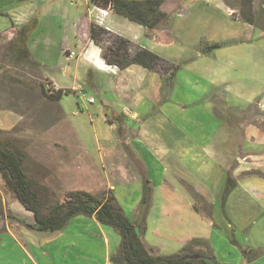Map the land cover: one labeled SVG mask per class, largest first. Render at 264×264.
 <instances>
[{
    "label": "rangeland",
    "instance_id": "374dc122",
    "mask_svg": "<svg viewBox=\"0 0 264 264\" xmlns=\"http://www.w3.org/2000/svg\"><path fill=\"white\" fill-rule=\"evenodd\" d=\"M58 1L43 0L40 14H37L46 17L56 5L61 12ZM70 1H62L64 10L76 8ZM226 1L237 12L240 11L241 0ZM254 8L258 14L257 27L234 17L235 11L224 0H166L163 10L168 19L151 37L147 36L146 30L143 33L136 23L117 19V33L132 39L135 36L139 46L178 67L171 87L160 75L161 87L156 74L146 73L148 75L140 79L130 74L120 76L118 68L105 63L102 64L109 67L107 71L89 74L81 46L67 45L69 51L65 55L73 51L76 53L73 59L56 54L54 49L49 59L43 61L57 67L53 72L69 85L65 90L71 92L61 102L55 103L42 95L41 85H46L48 92L50 80L42 74L41 65L31 56L25 57L17 35L13 36L12 42L0 46V144L12 142L20 146L27 153L24 164L27 175L49 188L56 199L71 191L107 192L116 197L123 209L131 212L130 217L136 222L139 207L134 214L136 206L133 202L138 201L141 183L130 182L132 177L135 178V174L130 176L131 170L138 171V166L125 157L128 142L142 138V151L145 153L137 160L150 177V171L153 173L161 162L162 166L168 165L167 156L152 158V147L161 149L167 143L168 124L176 128L175 134L186 136L185 140H197L201 146L214 147L225 153L236 150L233 145L236 142H231L235 132L221 125L213 116L239 123L242 136L250 123L264 130V112L260 105V100L264 103V0H254ZM66 15L71 20L75 14L70 11ZM120 20H124V24ZM43 22L41 20V24ZM10 25V19L0 18L1 33ZM32 25L30 23V27ZM116 35L112 32L105 35L101 46H109ZM97 77L102 78L97 82ZM137 80L143 81L144 90L136 88L134 81ZM211 84L215 86L211 88ZM89 98H95V103H88ZM208 101L214 105V115ZM241 101L253 103L238 107L236 104ZM130 116L137 117L138 123L129 119ZM156 136L160 139L154 146L150 139ZM249 143L243 139L240 142L241 161L239 175L236 176L239 181L254 176L264 179V172L254 169L251 163L255 159L246 158L248 154L243 152L250 151L263 158L264 143L259 140ZM148 153L152 157L147 156ZM235 163L238 165L237 161ZM128 165H132L131 170ZM181 166L185 170L189 164L181 162ZM158 172L156 178L151 173L158 182L155 203L165 202L164 213L174 215L173 218L179 220V229L184 231L178 235L160 232L157 241L162 251L169 255L173 252L168 251L183 245L186 239L205 236L223 263L232 261L238 264L240 260L234 251L235 244L231 245L229 240L232 241L236 234L239 246L250 245L253 225L249 220V201L243 203V198H233L229 205L223 207L218 204L215 207L194 194L195 209L199 208L204 215L213 217L216 227L212 229L209 222L189 205L194 183L205 196L218 199L213 194L212 180L192 171ZM164 179L171 180L167 187L160 184ZM237 194L240 196L239 192ZM20 210L21 205L0 175V232L8 233L9 228L19 224L15 218L20 217ZM155 213L157 210L153 208L152 216ZM224 240H228L230 245L226 247ZM198 252L213 255L203 240L195 243L193 250L186 254Z\"/></svg>",
    "mask_w": 264,
    "mask_h": 264
},
{
    "label": "crops",
    "instance_id": "0c3cea01",
    "mask_svg": "<svg viewBox=\"0 0 264 264\" xmlns=\"http://www.w3.org/2000/svg\"><path fill=\"white\" fill-rule=\"evenodd\" d=\"M62 1L63 0H59L57 2V4H59V6L61 5L62 7L61 12L56 5L54 6V9L49 11L46 17H40L39 10L42 6L43 0H0V18L7 17L11 20V25L9 28L4 29V32L2 33L0 32V46H4V44L7 42H12L13 36L15 37L17 35L18 39L20 32L24 28L28 27L29 35L27 48L29 53L33 60L41 65L40 70L44 77L50 80L57 90L68 89L69 85L64 80H60L57 73L53 72V69L57 68L55 65H47L43 61L49 59L54 49L56 54L65 55V52L69 51L67 49V45L69 44V46H72V43L76 44V46L82 47V54L84 55L85 62H87L86 68H89L88 70L90 72L95 73L93 75L100 74L102 71H107V69H109V67H105L102 64L104 61L101 58V49L89 40V28L90 25L94 23L92 18L89 16V11L94 8V4L91 2V0H81L80 3H72L70 1L71 6L76 8L72 10H64ZM76 4L77 6H75ZM70 11H73L75 14L71 20H69L66 15V13H70ZM119 18L123 17L110 10L108 16L105 19L104 28H107L112 33L122 36L121 33H117V29L115 27V24L118 25L117 19ZM33 20H37V24L32 29V27H30V23H32ZM41 20H44L42 24ZM120 21L124 24V20ZM126 23L127 26H130L128 22ZM140 27L144 33L145 29L142 26ZM127 38L133 42L134 45L139 46L135 42L137 40L135 36L133 39L130 37ZM68 71L69 70H66L65 72ZM119 71L120 76L123 74L129 76L130 74L133 76L136 75L139 77V79L144 78L145 75H148L146 73H150V75H152V73L153 75L156 74L157 77L155 78L159 80L160 85V76H158L159 74L150 71L148 72V70L144 68L140 70L139 66H132L126 70ZM100 78L102 77H97V82ZM61 81L65 84H63ZM134 82L136 83V88L144 90V84L142 83L143 81L141 82L140 80H137V82ZM211 86L213 87L215 85L211 84L210 87ZM101 89L103 92H105L104 88ZM251 103H253V101H241V103L235 104L238 107L241 104L246 107ZM260 105L262 107V112H264V103L262 100H260ZM212 108L214 115V105L211 102L210 109ZM238 110L241 111L240 109ZM134 115L138 116V113H134ZM213 117H215V119L218 120L221 125L229 127V130L232 129L235 132L232 133L233 137L231 140L232 143L236 142V144H233L236 148L235 151L229 150L230 153H225L224 151L215 149L214 147L210 148L209 146H201L197 140H185L187 138L186 136L175 134L176 128L171 127L168 124V134L165 135V141H167V143H164V145L161 146V149H155V147H152L153 157L151 154H147V156L152 158H163L167 156L168 165L162 166L161 162L159 164L160 166L158 165V168L156 167L153 169V173L150 171L149 177L146 174V171H144L142 165L137 160L138 158H142L143 153H145L142 151V138L139 139L138 137L128 142L127 145L128 147L130 146L129 149L131 150L133 156L129 155V153L126 151L127 154H125V157H127L129 160H133V164L138 166V171H135L132 169V165H128V168L130 170L132 169L130 176L132 177L135 174V178L132 179V177L130 182L136 185L137 183H141V193L136 199L138 201L133 202V205L136 206V208L133 210L134 214H136L135 212L137 211V206L139 207L143 195V180L141 170H143L149 178L152 187V198L150 201L151 206L147 214V232L143 242L148 248H153L157 254L166 255V253L162 251L163 249L157 241L158 236L160 235L159 233L170 232L175 235L184 233V231L179 229V220H175L173 218L174 215L170 213H164L165 202L156 205L155 193L156 184L158 182L153 179L151 173L152 175L154 174V177L156 178L157 174L159 173L158 171L161 170L167 172H174L178 170L183 172L192 171L195 175L206 178V180H212V189H214L213 194L215 195V198H218L217 200L210 197V195H208L209 197L205 196L200 189L195 188V186L198 185L194 183V189L192 190V193L190 192V196L192 198L189 202L190 207H192V209L194 208L195 213L200 214L203 219L209 222V225L212 227V229L216 227L213 217L204 215L201 213L199 208L196 210L194 207L196 203V196L204 199L207 204H212L215 207L218 204L222 206L224 204L223 193L227 184V179L229 175H231V177L236 180L237 185L235 189L228 195L227 199L225 200V205H229L231 199L233 198H243V203L247 202L248 200L249 205L251 206L249 207V220L252 221L253 229H251L250 232L251 243L250 245L248 244L249 246H239L238 243H236L237 241L235 239V232V237H233L232 241H229L231 245L235 244L234 251L237 253L240 260L238 264H264V179H258L254 176L249 177L244 181H239L236 178V176L238 177L239 175L237 173L239 172L241 161V139L248 143L256 140L264 143V130L258 129L255 123H250V125L246 127V131L242 136L239 123H230L221 117ZM129 119L138 123L137 117L130 116ZM158 129L161 131V128ZM142 135L143 133L141 132L140 137H142ZM159 139L160 138L156 136V138H152L150 141H152L153 145L156 146ZM243 152L248 154L246 158L251 157L255 159L251 162L254 164V169L264 172V156L263 158H259L258 155L251 153L250 151ZM235 161L238 162V165L236 163L234 164ZM181 162L187 163L189 166L186 167L185 170H182V166L180 167ZM193 180L194 178H192V181ZM170 182V179H164V181L160 184H162L164 187H167L166 185L170 184ZM191 184H193V182ZM237 192L240 193V196H237ZM194 194L196 196H194ZM215 207L213 208V215L215 214ZM153 208L157 210V213L152 216L151 212ZM21 209L22 210L19 212V214H21L19 218L25 220L29 224H33V214L26 211L22 205ZM124 210L130 217L131 212L129 213L126 209ZM18 223L19 224H17L12 229L9 228L8 233H5L4 231L0 232V264H114L111 261V257L117 251L121 242V237L118 235V233H116L112 228L101 225L95 217H75L69 221L68 225L63 230L55 233L34 231L25 227L20 222ZM195 239H201L205 241L210 247V250L212 251L216 261L220 264H225L223 263L221 256L217 254L211 241L205 236L190 237L188 241L186 239L183 245L168 251L173 252L169 253V255L179 253L184 247H186ZM229 241L227 240L226 242L224 240L226 247L227 245H230ZM227 262L228 263L226 264H236L232 261Z\"/></svg>",
    "mask_w": 264,
    "mask_h": 264
},
{
    "label": "trees",
    "instance_id": "16d2710c",
    "mask_svg": "<svg viewBox=\"0 0 264 264\" xmlns=\"http://www.w3.org/2000/svg\"><path fill=\"white\" fill-rule=\"evenodd\" d=\"M224 1L235 11L234 17L252 27H257L258 14L254 8V0H241L239 12L226 0ZM91 2L101 8H111L117 15L142 26L148 37H151L152 33L168 19V14L163 10L166 0H91ZM32 23L33 29L37 20H33ZM107 34H111V31L96 24L90 25L89 38L101 49V58L106 65L119 70L139 66L159 74L167 85L172 86V80L178 69L176 65L144 47L135 46L133 42L120 35L113 36L110 45L102 47L101 43ZM28 35L29 28L26 27L18 38L22 45L21 52L25 57L31 56L27 48ZM213 46L221 47L220 44ZM48 84L50 92L45 90L46 85H41V92L51 102H61L65 96L71 94L69 90L51 88L53 87L51 81H48ZM121 126L120 123V128ZM126 151L132 155L129 147ZM26 159L27 153L20 146L12 142L0 144V175L7 189L34 217L33 224L15 218L25 227L38 232L55 233L63 230L75 217H95L101 225L112 228L121 237L120 245L111 257L114 264H220L213 255L208 256L204 252L186 254L187 251L193 250L195 243H201L199 239L190 242L179 253L168 256L157 254L153 248H148L144 244L142 238L147 232V212L152 198V187L143 170H141L143 195L138 208L137 221L134 222L116 197L107 192L94 194L71 191L61 199H56V195L49 188L38 184L27 175L24 169ZM236 185V180L229 175L223 193V207Z\"/></svg>",
    "mask_w": 264,
    "mask_h": 264
},
{
    "label": "built area",
    "instance_id": "2783aa9c",
    "mask_svg": "<svg viewBox=\"0 0 264 264\" xmlns=\"http://www.w3.org/2000/svg\"><path fill=\"white\" fill-rule=\"evenodd\" d=\"M77 1H80V0H72V3H76ZM110 10H111V8L105 9V8H101V7L94 5V8L89 11V16L92 18L94 24L101 26V27H104L105 26V19L108 16ZM105 29H107V28H105ZM75 56H76L75 52L68 53V57L70 59H73ZM87 101L90 104H94L95 98H89Z\"/></svg>",
    "mask_w": 264,
    "mask_h": 264
}]
</instances>
